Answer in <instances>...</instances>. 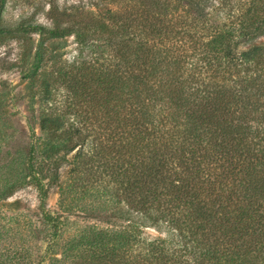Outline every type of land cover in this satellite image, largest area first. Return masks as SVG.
Instances as JSON below:
<instances>
[{
  "label": "trees",
  "instance_id": "16d2710c",
  "mask_svg": "<svg viewBox=\"0 0 264 264\" xmlns=\"http://www.w3.org/2000/svg\"><path fill=\"white\" fill-rule=\"evenodd\" d=\"M57 1L46 3V27L3 23L0 0V38L72 36L90 47L68 68L65 84L78 88L50 105L40 129L57 133L67 115L79 119L77 132L93 139L89 170L103 194L112 183L122 199L104 228L63 239L72 207L63 199V212L47 211L52 178L31 144L23 168L49 250L64 243L51 261L264 264V0ZM30 57L23 77L40 69L42 46Z\"/></svg>",
  "mask_w": 264,
  "mask_h": 264
},
{
  "label": "rangeland",
  "instance_id": "374dc122",
  "mask_svg": "<svg viewBox=\"0 0 264 264\" xmlns=\"http://www.w3.org/2000/svg\"><path fill=\"white\" fill-rule=\"evenodd\" d=\"M47 1L7 0L2 22L15 25L26 19L28 24L50 27ZM57 2L61 8H68L88 6L91 1ZM257 43L264 44V37ZM37 45L44 50V61L35 75L23 77L31 64L32 48ZM89 48H79L72 36L50 38L19 33L0 38V264H62L53 263L50 253L59 259L64 243L49 250L48 227L42 223L39 213L37 190L23 168L31 144L38 162L43 158L45 171L52 178V184L48 185L47 211L51 214L63 212L59 208V201L63 199L66 206L72 207L66 216L63 239L77 231L88 234L92 226L104 228L106 225L101 219L109 217L116 202L122 199L112 183L103 194L102 187L98 186L101 176L89 170L94 159L86 155L93 139L84 127L77 132V126H83L79 119L74 121L72 114L73 117L67 115L71 119L63 120L57 133L40 129L41 118L50 105L54 101L59 105L78 88L76 83H71L72 88L65 84L69 81L66 78L68 68L89 59ZM46 87L54 89L52 100L44 97ZM45 154L49 158H45ZM96 187L99 190L94 191ZM84 189L93 190L85 193ZM85 247L84 244L82 248Z\"/></svg>",
  "mask_w": 264,
  "mask_h": 264
}]
</instances>
